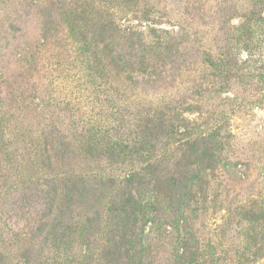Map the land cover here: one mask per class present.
<instances>
[{"label":"rangeland","instance_id":"1","mask_svg":"<svg viewBox=\"0 0 264 264\" xmlns=\"http://www.w3.org/2000/svg\"><path fill=\"white\" fill-rule=\"evenodd\" d=\"M0 264H264V0H0Z\"/></svg>","mask_w":264,"mask_h":264}]
</instances>
